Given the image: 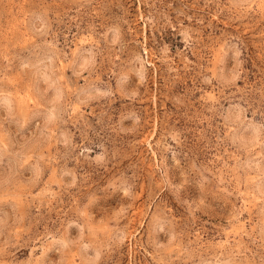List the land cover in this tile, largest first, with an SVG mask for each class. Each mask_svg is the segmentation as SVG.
Here are the masks:
<instances>
[{"label":"rangeland","instance_id":"obj_1","mask_svg":"<svg viewBox=\"0 0 264 264\" xmlns=\"http://www.w3.org/2000/svg\"><path fill=\"white\" fill-rule=\"evenodd\" d=\"M0 264H264V0H0Z\"/></svg>","mask_w":264,"mask_h":264}]
</instances>
